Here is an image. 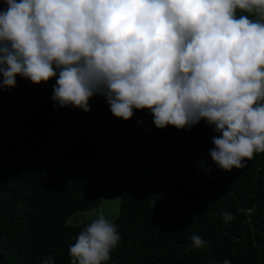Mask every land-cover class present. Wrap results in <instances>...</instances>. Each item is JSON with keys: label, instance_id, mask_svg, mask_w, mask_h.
<instances>
[{"label": "trees", "instance_id": "trees-1", "mask_svg": "<svg viewBox=\"0 0 264 264\" xmlns=\"http://www.w3.org/2000/svg\"><path fill=\"white\" fill-rule=\"evenodd\" d=\"M57 78L0 90V264H70L91 220L68 218L116 194L121 241L108 264H264V153L224 171L205 121L158 129L149 109L126 121L102 95L89 112L54 107ZM193 233L207 246L192 247Z\"/></svg>", "mask_w": 264, "mask_h": 264}, {"label": "clouds", "instance_id": "clouds-1", "mask_svg": "<svg viewBox=\"0 0 264 264\" xmlns=\"http://www.w3.org/2000/svg\"><path fill=\"white\" fill-rule=\"evenodd\" d=\"M4 3L0 90L16 87L17 76L37 85L58 77L54 107L89 112L90 98L102 95L126 121L149 109L158 129L203 120L218 133L209 154L224 171L264 153V0ZM120 241L100 210L69 246L70 264H108ZM191 243L208 242L193 233Z\"/></svg>", "mask_w": 264, "mask_h": 264}, {"label": "rangeland", "instance_id": "rangeland-1", "mask_svg": "<svg viewBox=\"0 0 264 264\" xmlns=\"http://www.w3.org/2000/svg\"><path fill=\"white\" fill-rule=\"evenodd\" d=\"M120 209H121L120 195L116 194L112 196H105L101 204H99L94 208L74 213L68 218L67 223L78 224L84 221L93 220L94 218H96V214L100 210H103L106 216L115 220L118 218L120 214Z\"/></svg>", "mask_w": 264, "mask_h": 264}]
</instances>
